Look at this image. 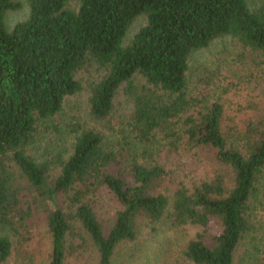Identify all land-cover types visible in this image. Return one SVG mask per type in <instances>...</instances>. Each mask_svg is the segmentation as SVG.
Instances as JSON below:
<instances>
[{"label": "trees", "instance_id": "16d2710c", "mask_svg": "<svg viewBox=\"0 0 264 264\" xmlns=\"http://www.w3.org/2000/svg\"><path fill=\"white\" fill-rule=\"evenodd\" d=\"M25 1L27 17L8 30L5 14L19 4L0 0V264L12 254L10 235L19 246L26 240L33 211L45 214L47 264H115L140 220L162 219L201 228L180 264H264V122L228 139L223 105L191 95L187 75L190 54L222 36L264 53V0H78L77 9L68 0ZM139 16L145 23L123 44ZM92 64L104 74L88 86L90 115L108 120L124 85L133 144L122 136L112 147L74 125L68 148L38 158V124L81 89L76 73ZM141 148V156L164 151L165 163L142 162ZM191 150L207 151L217 169L181 178L170 156ZM103 189L116 203L108 229L93 207Z\"/></svg>", "mask_w": 264, "mask_h": 264}, {"label": "rangeland", "instance_id": "374dc122", "mask_svg": "<svg viewBox=\"0 0 264 264\" xmlns=\"http://www.w3.org/2000/svg\"><path fill=\"white\" fill-rule=\"evenodd\" d=\"M14 2L19 6L8 10L4 18L8 30L28 15L25 0H14ZM249 3L253 7L256 6V0H250ZM66 6L77 9L78 0H68ZM144 23V16L137 17L129 26L123 44H127ZM188 65L189 93L199 98L205 96L207 102L218 100L223 105V130L228 139L240 136L248 122H264V53L245 48L231 36H222L214 39L206 48L192 52ZM103 74L104 70L96 64L76 73L81 89L64 98L58 114L38 124L33 145V151L38 158L45 156L47 151L55 154L68 148L73 140L71 128L74 125L97 130L112 147L118 146L119 142L122 143V136L133 144L132 134L127 125L132 102L124 92V85L119 88L114 98L112 114L108 120L96 121L90 115L88 86L91 82L99 80ZM135 80L137 86L145 81L140 76ZM142 149L136 150L138 159L142 162L150 163L156 159L160 164L165 163L164 151L159 155L156 153L157 150L154 155L141 156ZM170 159L174 160L173 164L177 166L176 172L181 178L186 176L187 179L199 180L210 176L217 169L211 155L205 150L181 151L179 160H175L176 157L172 154ZM174 166L168 165L167 168L175 170ZM222 172L227 184L230 185L232 175L226 169ZM25 184L26 181L19 177L20 188L24 189ZM22 192L26 193L25 190ZM115 205L112 194L106 189L100 190L93 199L95 213L105 229L110 227ZM26 223L27 231L24 233L26 240L23 241L22 246H19L18 240L10 235L13 251L8 260L2 264L48 263L51 238L46 226L45 214L33 211ZM200 230L198 225L177 226L167 219L153 224L140 220L137 239L118 249L115 264H180L185 246Z\"/></svg>", "mask_w": 264, "mask_h": 264}]
</instances>
